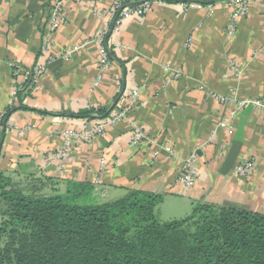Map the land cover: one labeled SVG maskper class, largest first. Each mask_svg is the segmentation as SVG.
Here are the masks:
<instances>
[{
    "label": "crops",
    "instance_id": "obj_1",
    "mask_svg": "<svg viewBox=\"0 0 264 264\" xmlns=\"http://www.w3.org/2000/svg\"><path fill=\"white\" fill-rule=\"evenodd\" d=\"M57 1L0 0V172L52 178L50 187L61 191L66 181L88 182L100 202L130 189L160 194L162 220L184 217L204 202H234L264 214V112L249 104L233 117L234 105L217 100L225 94L264 101V0H249L230 35L227 0H151L142 13L117 20L114 0L63 2L66 22L52 34L47 59L40 48ZM37 62L45 69L22 86L13 69ZM135 89L138 99L125 119L90 142L73 139L65 160L57 156L63 132L83 133L85 124L128 103ZM82 110L89 117L74 115ZM220 121L226 126L212 134ZM133 123L144 133L135 146ZM194 150L197 179L185 188L177 179L181 158ZM244 160L255 166L239 176L235 169Z\"/></svg>",
    "mask_w": 264,
    "mask_h": 264
},
{
    "label": "trees",
    "instance_id": "obj_2",
    "mask_svg": "<svg viewBox=\"0 0 264 264\" xmlns=\"http://www.w3.org/2000/svg\"><path fill=\"white\" fill-rule=\"evenodd\" d=\"M52 182L0 172V264H264V214L244 205L196 203L162 220L160 194L130 189L100 202L88 182L63 191Z\"/></svg>",
    "mask_w": 264,
    "mask_h": 264
},
{
    "label": "built area",
    "instance_id": "obj_3",
    "mask_svg": "<svg viewBox=\"0 0 264 264\" xmlns=\"http://www.w3.org/2000/svg\"><path fill=\"white\" fill-rule=\"evenodd\" d=\"M68 1H80V0H59L50 7V13L47 21V30L44 34L42 45L40 48L41 55L50 59L52 57V34L55 30H57L64 22H66V16L61 12V7L63 2ZM229 4L233 7V10L228 18L226 32L228 35L232 34L236 19L238 17L246 15L249 9V0H227ZM151 0H114L113 11L116 13V20L120 17L127 15L129 12H137L142 13L149 7ZM96 42L99 46V56L101 66L105 67L108 62V53L105 47L104 41L101 37L96 39ZM190 42V39L187 42ZM72 50H68L60 54V56L68 57ZM55 55V54H54ZM56 56V55H55ZM45 63L37 62L32 68L27 70L13 69L14 75L21 76V85L22 86H31L37 77L43 72L45 69ZM234 67V64H232ZM235 68V67H234ZM130 100L128 103L119 107V110H113L111 114L107 117L100 119L96 124H90L89 122L85 124V131L74 132V131H65L63 132V144L57 152V156L61 158V160H65L69 157L71 148L73 147V139H77V142H90L99 134H102L106 128L111 125H114L121 119H125L127 117L129 109L138 99V90H132L130 94ZM217 100L220 103L228 105L229 103L233 104L234 107L231 109V115L236 117L239 112L247 105L253 104L254 106L260 107V110L264 112V101L261 99H251V98H241L237 99L234 96L218 94ZM225 121L218 122L212 129V134L216 133L219 128L226 126ZM133 134L130 145H137L143 138L144 133L142 132L141 127L133 123ZM231 132V130H229ZM166 151L170 152L168 148H165ZM198 162V154L197 151L190 152L187 156L181 158V165L178 172V181L185 188H192L195 185V181L197 179V165ZM104 159L100 158L99 161V169L101 170L104 167ZM255 162L250 160H244L238 164L235 169V173L239 176L248 175L254 168ZM97 182V181H96Z\"/></svg>",
    "mask_w": 264,
    "mask_h": 264
},
{
    "label": "rangeland",
    "instance_id": "obj_4",
    "mask_svg": "<svg viewBox=\"0 0 264 264\" xmlns=\"http://www.w3.org/2000/svg\"><path fill=\"white\" fill-rule=\"evenodd\" d=\"M46 189H48V188H46ZM95 200V199H94ZM96 201V200H95ZM2 219H0V221H1ZM7 237H3V239H2V243H3V245H5V243L7 242Z\"/></svg>",
    "mask_w": 264,
    "mask_h": 264
}]
</instances>
